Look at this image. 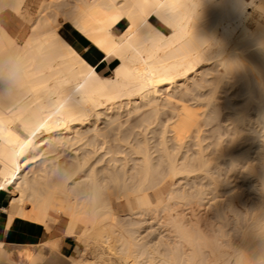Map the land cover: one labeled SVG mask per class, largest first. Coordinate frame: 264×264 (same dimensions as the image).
<instances>
[{"label":"bare ground","instance_id":"bare-ground-1","mask_svg":"<svg viewBox=\"0 0 264 264\" xmlns=\"http://www.w3.org/2000/svg\"><path fill=\"white\" fill-rule=\"evenodd\" d=\"M262 7L0 0V264H264Z\"/></svg>","mask_w":264,"mask_h":264},{"label":"rangeland","instance_id":"rangeland-1","mask_svg":"<svg viewBox=\"0 0 264 264\" xmlns=\"http://www.w3.org/2000/svg\"><path fill=\"white\" fill-rule=\"evenodd\" d=\"M252 8L249 7V10H251ZM11 34H15V30L11 28ZM76 46H78L77 48L79 50L85 51L86 56L89 58V60L92 61H98V67L99 70H102L106 75H110L112 74V70H111V65L109 63H107L106 60H104L103 58L100 57V52L97 51L95 48H93V46H91V44H89V42L87 41H77L75 43ZM87 46V47H86ZM98 59H97V58ZM112 64L114 65L115 62H112ZM232 91V90H231ZM230 91V92H231ZM223 112V113H222ZM225 112V113H224ZM226 114H227V110L224 109L223 111H221V117L220 118H226ZM225 124V121H224ZM208 127V126H206ZM208 133V132H206ZM211 141V139H207L205 140V142ZM227 171V166H224V169L222 170V173H226ZM198 181L200 180L199 178L197 179ZM7 193V192H6ZM8 194V193H7ZM8 202V196H7V201L6 204ZM5 204V205H6Z\"/></svg>","mask_w":264,"mask_h":264},{"label":"snow or ice","instance_id":"snow-or-ice-1","mask_svg":"<svg viewBox=\"0 0 264 264\" xmlns=\"http://www.w3.org/2000/svg\"><path fill=\"white\" fill-rule=\"evenodd\" d=\"M260 11L264 12V7L260 9ZM69 27H72L73 25L69 24ZM96 64V61L91 62V66H94ZM234 66V65H233ZM234 167H238L237 165H234ZM4 186L0 184V189H2ZM11 239L10 236V229L8 227V220L5 217V213L0 211V246H6L8 241ZM58 264H70V261L68 260H60Z\"/></svg>","mask_w":264,"mask_h":264},{"label":"crops","instance_id":"crops-1","mask_svg":"<svg viewBox=\"0 0 264 264\" xmlns=\"http://www.w3.org/2000/svg\"><path fill=\"white\" fill-rule=\"evenodd\" d=\"M0 198H1L0 199V211H2L4 213L3 205H5L6 201H7V193H5V192L1 193ZM5 217H6V214H5ZM6 219H7V217H6ZM10 236H11V239L8 242L16 241L17 236H18V232L16 230L11 229L10 230Z\"/></svg>","mask_w":264,"mask_h":264}]
</instances>
